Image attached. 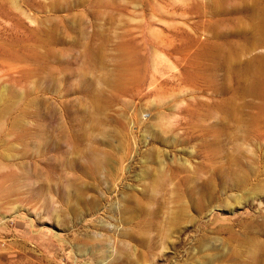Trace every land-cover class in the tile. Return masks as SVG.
<instances>
[{"label": "rangeland", "instance_id": "rangeland-1", "mask_svg": "<svg viewBox=\"0 0 264 264\" xmlns=\"http://www.w3.org/2000/svg\"><path fill=\"white\" fill-rule=\"evenodd\" d=\"M0 264H264V0H0Z\"/></svg>", "mask_w": 264, "mask_h": 264}]
</instances>
